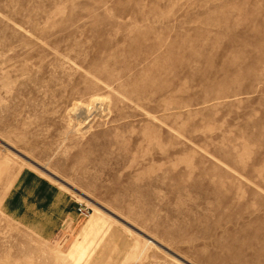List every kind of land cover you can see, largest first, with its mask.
Wrapping results in <instances>:
<instances>
[{
  "label": "rangeland",
  "instance_id": "1",
  "mask_svg": "<svg viewBox=\"0 0 264 264\" xmlns=\"http://www.w3.org/2000/svg\"><path fill=\"white\" fill-rule=\"evenodd\" d=\"M24 168L74 245L2 211ZM0 264H264V0H0Z\"/></svg>",
  "mask_w": 264,
  "mask_h": 264
},
{
  "label": "crops",
  "instance_id": "2",
  "mask_svg": "<svg viewBox=\"0 0 264 264\" xmlns=\"http://www.w3.org/2000/svg\"><path fill=\"white\" fill-rule=\"evenodd\" d=\"M83 202L34 170L24 168L1 203V209L13 221L31 230L43 240L64 239L80 232L75 242L89 230V220L79 208Z\"/></svg>",
  "mask_w": 264,
  "mask_h": 264
},
{
  "label": "built area",
  "instance_id": "3",
  "mask_svg": "<svg viewBox=\"0 0 264 264\" xmlns=\"http://www.w3.org/2000/svg\"><path fill=\"white\" fill-rule=\"evenodd\" d=\"M80 212L85 215L86 217L90 216L91 208L87 206L86 204H81V207L79 208Z\"/></svg>",
  "mask_w": 264,
  "mask_h": 264
},
{
  "label": "bare ground",
  "instance_id": "4",
  "mask_svg": "<svg viewBox=\"0 0 264 264\" xmlns=\"http://www.w3.org/2000/svg\"><path fill=\"white\" fill-rule=\"evenodd\" d=\"M93 221H90V223H92Z\"/></svg>",
  "mask_w": 264,
  "mask_h": 264
}]
</instances>
